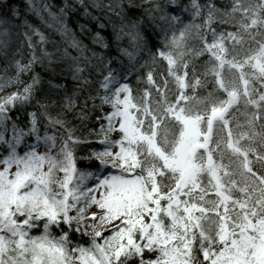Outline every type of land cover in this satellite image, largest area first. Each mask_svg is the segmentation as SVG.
Listing matches in <instances>:
<instances>
[{
	"label": "snow or ice",
	"instance_id": "6c2138e0",
	"mask_svg": "<svg viewBox=\"0 0 264 264\" xmlns=\"http://www.w3.org/2000/svg\"><path fill=\"white\" fill-rule=\"evenodd\" d=\"M0 264H264V0H0Z\"/></svg>",
	"mask_w": 264,
	"mask_h": 264
},
{
	"label": "trees",
	"instance_id": "16d2710c",
	"mask_svg": "<svg viewBox=\"0 0 264 264\" xmlns=\"http://www.w3.org/2000/svg\"><path fill=\"white\" fill-rule=\"evenodd\" d=\"M133 83H135V82H133ZM97 147H98V145H97ZM79 163H80V166L83 167L87 162L86 161H81Z\"/></svg>",
	"mask_w": 264,
	"mask_h": 264
}]
</instances>
